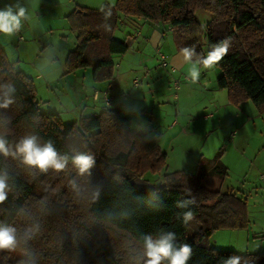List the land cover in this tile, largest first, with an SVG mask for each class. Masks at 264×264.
Instances as JSON below:
<instances>
[{
    "label": "trees",
    "instance_id": "trees-1",
    "mask_svg": "<svg viewBox=\"0 0 264 264\" xmlns=\"http://www.w3.org/2000/svg\"><path fill=\"white\" fill-rule=\"evenodd\" d=\"M207 2L116 0L114 5L104 3L97 9L76 7L67 15L77 31L67 67H92L96 80L112 77V55L128 50L113 35L120 12L169 25L178 50L194 47L206 55L227 38L229 51L215 65L220 71L217 86L227 89L230 103L250 100L264 110V0ZM218 6L228 9L219 11ZM197 9L212 14L206 27L195 14ZM7 84L15 92L13 103L0 108V136L10 149L7 156L0 153V174L8 176L7 199L0 203V226L16 228V249L22 248L27 255L16 258L9 250L0 251V264H145V235L155 240L162 231L175 232L177 246L191 245L187 264H223L232 255L241 256V264H264V252L238 254L202 243L215 225L246 228V205L233 191L207 189L198 174L184 170L167 173L152 190L132 185L134 178L156 174L165 166L167 154L157 136L130 129V118L109 107L69 123L58 112L43 113L32 79L15 69L0 47V95ZM26 136H36L41 145L51 141L60 155L69 157L67 167L42 173L24 164L21 156L12 155ZM76 154L94 158V165L83 175L72 163ZM213 163L211 173L224 178L225 166L219 160ZM204 164L200 158L198 165ZM193 198L195 204L190 208L202 225L188 238L187 224L177 216L187 209L177 208L176 202ZM119 236L134 247L126 254L117 247Z\"/></svg>",
    "mask_w": 264,
    "mask_h": 264
},
{
    "label": "rangeland",
    "instance_id": "rangeland-1",
    "mask_svg": "<svg viewBox=\"0 0 264 264\" xmlns=\"http://www.w3.org/2000/svg\"><path fill=\"white\" fill-rule=\"evenodd\" d=\"M11 1L14 2L12 6L9 4ZM100 1L90 0L88 3L90 7L92 4L101 6ZM202 1L208 3V0ZM9 2L1 3L0 10L12 7L15 12L19 6L26 9V15L21 22L20 34L14 32L9 35L0 32V47L14 68L32 79L40 110L43 113L58 112L64 123L76 121L82 116H89L91 114L90 100L81 105H78V102L89 97L91 89L87 83L90 76H87L85 81L86 94H82L76 91L74 81L80 80L82 76L76 71L83 68L69 65L72 68L69 70L66 64L67 54L76 45L77 31L71 28L67 16L65 17L70 11L71 4L64 3V0L55 6L48 0H20L18 4H15L16 0H9ZM72 2V7H75L76 2ZM111 2L115 3L116 0ZM190 2L195 4L197 0H190ZM104 3L111 5L109 2ZM225 8L228 9L227 6H218L217 9L223 11ZM195 14L203 27L212 20V14L206 10L197 9ZM168 34L172 36L171 32ZM136 55L138 54L129 53L126 57L130 59L129 61H133L131 59H136ZM157 57L146 48L140 49L139 61H133L130 64L133 66L126 69L127 74L122 82L126 93L122 94L117 101L121 104L126 97L121 114L130 118V129H136L148 136H157L161 149L167 154L165 166L156 174L147 172L143 178L154 186H158L162 184L164 175L169 172L184 170L192 174L198 171V159L203 158L205 163L206 161L213 163L216 160L221 162V158L226 154V160L230 164L229 174L222 180L218 175V177L206 175L201 183L222 193L231 187H249L256 183L258 186L257 176L255 179V175L253 177L247 173L245 164H240L241 162L238 161L241 159L240 155H243L240 149L241 142H245V146L248 147L245 149V156L253 154L259 137L264 136L262 131H259L252 122L242 124L244 116L236 114L231 107L228 109L223 107L220 103L218 105L219 108L221 107L220 113L213 120L212 117L209 121L205 118L204 120L205 110L201 104L210 99L212 92L201 86L203 79L199 78L200 81L192 82L187 75V69L181 73L166 70L171 73H168L169 76L167 72L155 70L153 68L161 63L159 54ZM211 69L208 71L203 69L207 73L208 80H210V74L214 77V73H220L216 66ZM37 75L42 77L37 79ZM133 78L139 79L140 84L133 85L131 83ZM74 104L78 108L77 111L69 110ZM85 105L88 109L82 111ZM211 111L213 112L212 109ZM211 120L214 123H211ZM260 121L258 119L257 124H260ZM232 130H235L237 134H230ZM259 150L261 152L262 148L259 147ZM259 174H264V170H261ZM201 225L194 218L187 224L186 236L191 237ZM244 229L230 224H218L212 228L211 234L206 236L202 243L211 248L238 254L253 253L255 251L251 242L255 238H248ZM256 240L264 241L262 238H256ZM115 241L118 249H125V254L134 248L123 236L116 237ZM23 242L26 244L25 240ZM11 254L17 258L24 257L27 252L17 248L11 251Z\"/></svg>",
    "mask_w": 264,
    "mask_h": 264
},
{
    "label": "crops",
    "instance_id": "crops-1",
    "mask_svg": "<svg viewBox=\"0 0 264 264\" xmlns=\"http://www.w3.org/2000/svg\"><path fill=\"white\" fill-rule=\"evenodd\" d=\"M5 1L9 2V0H5ZM5 1H0V4L1 3L7 4ZM48 1H51V3L54 6L61 3V0H48ZM72 1L76 2L74 3L75 7L74 6L72 7V3H73ZM19 2L20 0H16L15 4H18ZM88 2H90V0H86V1L64 0V3L71 4L70 11L65 15V17L69 15L76 7H87L94 9L100 7V4H96V5L92 4V7H90V4ZM104 2H109L111 3V5L115 4L112 3L111 0H101L100 1L101 5ZM9 4L10 6H12L14 2L11 1L9 2ZM168 32H171V27L169 25L155 24L142 18H138L130 15L126 16L118 12L117 25H116V29L113 32V35L115 38L123 40L127 44L128 50L124 54L112 55L114 70L111 78L105 80H96L92 67H86L76 71L78 75L82 76L79 81L78 80L74 81V87L76 88V91H79L82 94H86V92L84 91H86V87L88 85L90 86L91 89L89 92V97H87L86 99L83 98L80 102H78V105L79 104L81 105L83 102L87 103V100L88 101L90 100L89 102V104H91V107H89V111L91 113L90 115L99 114L105 107L116 109L120 113H123L121 110L124 108L125 105L124 101L126 97L124 98V100H122L121 104L117 103L119 97L122 94L126 93V89L124 88V86H122V82L127 74L126 69L131 68V66H133L130 64H132L133 61H137V62L139 61L138 58L140 57L141 48H146L147 51H151L153 55H156V57L158 54L159 55L163 54L166 57V61L168 65L166 67H162L160 65H157L156 62L157 66L153 68L155 70H161V72L171 71V72L181 73L183 70L187 69L188 65L183 63L180 50L176 48L173 42V38L172 36H169ZM129 53L130 54L136 53L138 55H136L135 57L136 59H131L133 61H129L130 59L126 57ZM205 70L208 71L212 69L210 68ZM169 72H167V75ZM219 74L220 73L218 74L214 73L215 78L213 77V74H210L209 75L210 80H208L207 73H205L203 71V68L201 67L200 79H203L201 82V86L206 87L207 90L212 92L210 99L201 104L203 109L205 110L203 119L205 118L206 120L209 121V119H211L212 117L213 120L215 116L220 113L221 107L219 108L218 106L220 103L221 105H223V107L227 109L231 107L233 108L236 114H240L241 116H244L242 124L246 125L247 123L252 122V124L258 127L259 131H262V134H264V110H259L256 107V105L250 100H245L238 104L230 103L228 99L227 89L219 88L217 86L216 79ZM87 76L90 77H88L89 84L87 83L86 86L85 81L87 79ZM41 77H42L41 75H37V79H40ZM135 79L133 78L131 81L133 85H135L133 83ZM212 79H214L215 82L214 80L212 81ZM138 84H140V80ZM176 86L178 87V84ZM95 92H97V99L93 97ZM103 93H106L107 96L109 97L111 101L109 105L105 104L104 99L102 98ZM128 95H130V93ZM85 106L86 107L84 109H81L82 111H86L88 109V106L87 105ZM77 109L78 108H76V104H74L72 108H70L69 110L77 111ZM211 109L213 110V112L211 111ZM258 119L261 120L260 124H257ZM212 120L210 122L214 123V121ZM233 133L237 134L235 130H232L230 132V134ZM241 143L243 146L241 145L242 148L240 149L242 150L243 155H240L241 159L238 162H241L240 164H245L247 173H250L253 177L255 175V179L257 176V180H258L257 182L259 185L256 186L257 185L256 183V184H252L249 187L247 186L246 187L241 186L238 188L231 187V189L227 188L226 192L233 191L238 198L244 201L246 205V219H247V226L244 229V231L246 232V236L248 238H255V240L251 242V244H253L254 247L253 251H255L253 253L264 252V241L259 242L256 240V238H262V240H264V192H262L261 190V187L264 186V177L260 178V174H259L261 170H264V153H261L264 152V136L261 135V137H259V142L257 144L256 151L253 152V154L250 153L249 156H245L246 154L245 149L248 148L247 146H245L244 144L245 142H241ZM259 147L262 148L261 152L259 150ZM221 162L226 168L225 171L226 175H228L230 170V164L228 163V160H226V154H224V156L221 158ZM198 164H199V159L197 162L198 171L193 174H198L200 176V182L204 179L206 175L211 174L218 177L217 175L211 173V168L214 166V163L206 161V163L202 167H200ZM222 179L223 178H221V180ZM202 185L206 187L204 184ZM206 188L210 189L208 187ZM210 190H217V189H210Z\"/></svg>",
    "mask_w": 264,
    "mask_h": 264
},
{
    "label": "clouds",
    "instance_id": "clouds-1",
    "mask_svg": "<svg viewBox=\"0 0 264 264\" xmlns=\"http://www.w3.org/2000/svg\"><path fill=\"white\" fill-rule=\"evenodd\" d=\"M17 11H13L12 7L0 10V32L5 34H13L22 27V19L25 18L26 9L17 6ZM111 13L109 12L108 15ZM230 48V41L226 38L214 46L206 55H200L195 51L194 47H184L180 49L183 63L188 65L187 75L193 81L197 82L200 78L201 67L210 69L220 62L227 55ZM3 93L0 95V108H7L13 103V93L15 88L11 84L3 85ZM0 153L5 156L10 154L7 140L0 136ZM12 155H19L23 159V163L38 169L42 173H46L49 169L56 172L63 171L69 162V157L60 155L51 141L41 145L38 143L36 136H26L22 138L15 147ZM72 163L78 168L79 173L83 175L88 172L95 161L91 155L76 154L72 157ZM7 174H0V203L7 199L8 189ZM75 187V182L73 181ZM195 204V199L181 200L176 202L177 208L187 209L177 216L184 224H188L194 219V213L190 205ZM177 235L173 231H162L158 239H153L150 234L144 237V255L147 257L145 264H187L191 255L192 247L188 243L176 245ZM18 245L17 230L12 226H0V251H13ZM242 257L232 255L226 258L223 264H241ZM247 264V261H245Z\"/></svg>",
    "mask_w": 264,
    "mask_h": 264
},
{
    "label": "built area",
    "instance_id": "built-area-1",
    "mask_svg": "<svg viewBox=\"0 0 264 264\" xmlns=\"http://www.w3.org/2000/svg\"><path fill=\"white\" fill-rule=\"evenodd\" d=\"M16 33L20 34V31H16ZM159 60L161 61V63L159 64L162 67H166L168 65L167 61H166V57L163 54L159 55ZM135 85H137L139 83L138 79H135L133 82ZM93 97L95 99H97V92L94 93ZM102 98L104 99V102L106 105H109V97L107 96L106 93H103ZM234 134V133H233ZM264 177V175H260V178ZM262 192H264V186L261 187Z\"/></svg>",
    "mask_w": 264,
    "mask_h": 264
},
{
    "label": "water",
    "instance_id": "water-1",
    "mask_svg": "<svg viewBox=\"0 0 264 264\" xmlns=\"http://www.w3.org/2000/svg\"><path fill=\"white\" fill-rule=\"evenodd\" d=\"M132 185L140 190H152L154 185L146 181L143 177H136L131 181Z\"/></svg>",
    "mask_w": 264,
    "mask_h": 264
}]
</instances>
